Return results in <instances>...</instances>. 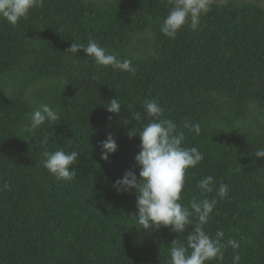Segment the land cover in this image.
Returning a JSON list of instances; mask_svg holds the SVG:
<instances>
[{
  "label": "trees",
  "instance_id": "16d2710c",
  "mask_svg": "<svg viewBox=\"0 0 264 264\" xmlns=\"http://www.w3.org/2000/svg\"><path fill=\"white\" fill-rule=\"evenodd\" d=\"M169 0H44L12 26L0 20V264H169L170 247L184 233L143 230L133 190L113 187L134 169L139 136L150 122L143 108L155 99L161 119L183 132L203 162L185 175L181 203L201 195L197 182L211 175L228 185L204 225L213 239L223 231L224 259L209 264H264V8L228 0L210 2L197 29L175 39L161 32ZM96 40L135 75L97 67L86 53H67L73 42ZM122 105L109 113L112 99ZM41 103L60 120L35 134L22 129ZM199 124L197 135L186 125ZM112 135L117 151L101 159ZM47 139V143L43 141ZM79 153L72 180L43 167L45 151ZM5 183L8 187L5 188ZM193 217V223H195ZM239 242V249L227 245Z\"/></svg>",
  "mask_w": 264,
  "mask_h": 264
},
{
  "label": "clouds",
  "instance_id": "9594fccd",
  "mask_svg": "<svg viewBox=\"0 0 264 264\" xmlns=\"http://www.w3.org/2000/svg\"><path fill=\"white\" fill-rule=\"evenodd\" d=\"M44 0H0V20L16 26L19 21L28 18L31 10L42 7ZM171 5L168 15L164 18L161 32L171 39L190 22L191 29L196 30L199 19L210 11V0H169ZM82 50L87 58H91L97 67H111L113 70L128 72L135 75L136 69L130 59L118 58L116 54L108 52L96 40L89 39L87 45L73 42L67 53L75 54ZM122 105L118 98L107 104L109 113L119 114ZM146 116L149 118L145 126L138 132L129 131V138L139 136L141 141L139 152L135 156V163L139 167V178L134 169L126 170L122 178L117 179L113 187L118 193L135 191L136 214L141 229L147 231L152 228L166 227L174 233H184L187 226L192 227L187 232L186 246L177 238L170 247L169 264H209L214 260L224 259L223 249L226 247L221 241L223 231H217L216 238H211L204 230L210 214L215 209L218 200L209 199L206 193L216 194L220 199L228 195V185L220 183L218 190L214 189L215 178L211 175L197 182L201 195L205 198L193 197L188 206L181 203V193L185 189V175L188 169H194L204 160V154L197 147H184L183 132L176 134L177 125L171 119H161L163 109L155 99L143 102ZM60 120L58 111L47 103L39 104L29 115V122L23 131L35 134L36 130L45 123L52 124ZM197 135L201 132L200 125H186ZM47 143V139L43 141ZM117 143L112 135L100 143L101 159L107 161L111 154L117 151ZM42 160L43 167L57 180H72L76 171H70L78 160L79 153L75 150L65 152L56 150L45 151ZM255 157L264 158V148L255 153ZM5 188L8 184L5 183ZM193 217L195 223H193ZM227 245L239 249L240 244L235 239H229ZM239 255L233 257V264H238Z\"/></svg>",
  "mask_w": 264,
  "mask_h": 264
},
{
  "label": "rangeland",
  "instance_id": "374dc122",
  "mask_svg": "<svg viewBox=\"0 0 264 264\" xmlns=\"http://www.w3.org/2000/svg\"><path fill=\"white\" fill-rule=\"evenodd\" d=\"M95 1H98V0H95ZM227 1L228 0H210V2L212 3H219V4L226 3ZM234 1H236L239 4H242V3L257 4L261 6L262 8H264V0H234Z\"/></svg>",
  "mask_w": 264,
  "mask_h": 264
}]
</instances>
